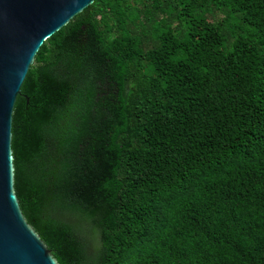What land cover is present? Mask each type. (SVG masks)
Listing matches in <instances>:
<instances>
[{"label":"trees","instance_id":"16d2710c","mask_svg":"<svg viewBox=\"0 0 264 264\" xmlns=\"http://www.w3.org/2000/svg\"><path fill=\"white\" fill-rule=\"evenodd\" d=\"M10 150L56 264H264V0H93L35 52Z\"/></svg>","mask_w":264,"mask_h":264},{"label":"water","instance_id":"95a60500","mask_svg":"<svg viewBox=\"0 0 264 264\" xmlns=\"http://www.w3.org/2000/svg\"><path fill=\"white\" fill-rule=\"evenodd\" d=\"M92 1L0 0V264H56L13 192L11 111L39 45Z\"/></svg>","mask_w":264,"mask_h":264}]
</instances>
